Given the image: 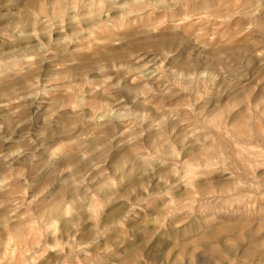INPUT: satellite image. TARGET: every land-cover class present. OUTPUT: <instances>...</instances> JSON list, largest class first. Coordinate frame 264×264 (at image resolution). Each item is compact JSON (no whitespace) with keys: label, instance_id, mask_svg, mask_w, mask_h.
Wrapping results in <instances>:
<instances>
[{"label":"clouds","instance_id":"1","mask_svg":"<svg viewBox=\"0 0 264 264\" xmlns=\"http://www.w3.org/2000/svg\"><path fill=\"white\" fill-rule=\"evenodd\" d=\"M0 264H264V0H0Z\"/></svg>","mask_w":264,"mask_h":264}]
</instances>
